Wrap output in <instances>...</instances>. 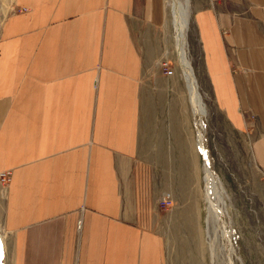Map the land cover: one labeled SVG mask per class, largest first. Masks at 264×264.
I'll return each instance as SVG.
<instances>
[{
    "label": "crops",
    "instance_id": "crops-1",
    "mask_svg": "<svg viewBox=\"0 0 264 264\" xmlns=\"http://www.w3.org/2000/svg\"><path fill=\"white\" fill-rule=\"evenodd\" d=\"M194 2L199 86L264 171V0ZM166 18V0H13L0 30V264H168L134 174L145 102L172 77Z\"/></svg>",
    "mask_w": 264,
    "mask_h": 264
},
{
    "label": "rangeland",
    "instance_id": "rangeland-1",
    "mask_svg": "<svg viewBox=\"0 0 264 264\" xmlns=\"http://www.w3.org/2000/svg\"><path fill=\"white\" fill-rule=\"evenodd\" d=\"M12 3L13 0H0V30ZM194 4L190 0L188 54L198 79L200 66L191 42ZM170 21L167 17L164 25L158 27L157 40L164 57L162 63L166 61L174 73L160 81L164 93L159 96L155 92L153 102H145L143 162L134 169L135 179L143 194L146 216L158 219V228L166 236L168 264H212V249L217 254L216 264H228L222 233L212 228L210 235L206 229L207 200L202 190L204 161L196 144ZM161 69L164 71V67ZM199 90L207 106V137L214 168L225 189L226 219L235 245L234 264H264V171L256 166L244 134L232 129L215 108L213 99L200 86ZM167 194L171 200L164 204L161 199Z\"/></svg>",
    "mask_w": 264,
    "mask_h": 264
},
{
    "label": "bare ground",
    "instance_id": "bare-ground-1",
    "mask_svg": "<svg viewBox=\"0 0 264 264\" xmlns=\"http://www.w3.org/2000/svg\"><path fill=\"white\" fill-rule=\"evenodd\" d=\"M166 5H167V17L169 18V20L171 19L169 27L172 25L174 49L176 52L178 63L180 65L183 74V78L185 81L187 94L189 98V103L193 118V127L196 137V144L204 161V184L202 186L203 187L202 190L205 199L207 200L208 215L206 220L208 226L206 229L208 230V233L210 235H212L211 234L212 228L215 230V232L217 229L220 230V232L223 235V239L225 241L227 262L228 264H234L235 245L232 237V229L230 228V225L226 219L225 211L227 208L224 205V199L222 198L221 195L222 186L217 180V177L215 176V172L212 169L211 166L212 158L210 157V154L206 146V138L208 139L207 106L203 99L202 94L200 93L197 76L195 74L191 59L188 54L189 52L188 32H189L190 15H191L190 0H166ZM208 147H209V142H208ZM208 233L207 236L209 235ZM1 236L2 234L0 235V249L3 252L4 245ZM215 242L217 244V241ZM216 255L214 253V250L212 249V260H213L212 264H216L214 259Z\"/></svg>",
    "mask_w": 264,
    "mask_h": 264
},
{
    "label": "water",
    "instance_id": "water-1",
    "mask_svg": "<svg viewBox=\"0 0 264 264\" xmlns=\"http://www.w3.org/2000/svg\"><path fill=\"white\" fill-rule=\"evenodd\" d=\"M206 146H207L208 152H209V154H210V157L212 158V159H211V160H212V164H211L212 169H213L214 172H215V176L217 177V180L219 181L220 185L222 186L221 195H222V198L224 199V205L226 206V201H225V189H224V187H223V185H222V181H221V179H220L218 173H217L216 170L214 169V158L212 157V153L210 152L211 150H210V148L208 147V139H207V138H206Z\"/></svg>",
    "mask_w": 264,
    "mask_h": 264
},
{
    "label": "built area",
    "instance_id": "built-area-1",
    "mask_svg": "<svg viewBox=\"0 0 264 264\" xmlns=\"http://www.w3.org/2000/svg\"><path fill=\"white\" fill-rule=\"evenodd\" d=\"M162 65H163V67H164L165 72H166L168 75H173L174 70L169 66V64H168L166 61H164V62L162 63ZM170 200H171V198H170V194L165 195V196L161 199V201H162L164 204H168V203L170 202Z\"/></svg>",
    "mask_w": 264,
    "mask_h": 264
}]
</instances>
